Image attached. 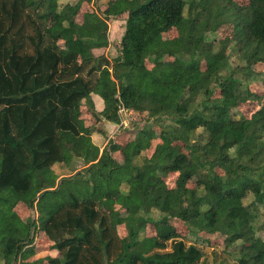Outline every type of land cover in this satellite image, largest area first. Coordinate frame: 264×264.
Listing matches in <instances>:
<instances>
[{"label": "trees", "instance_id": "obj_1", "mask_svg": "<svg viewBox=\"0 0 264 264\" xmlns=\"http://www.w3.org/2000/svg\"><path fill=\"white\" fill-rule=\"evenodd\" d=\"M83 1L0 0V264H207L214 233L264 264V0ZM119 104L145 125L101 149L81 115Z\"/></svg>", "mask_w": 264, "mask_h": 264}, {"label": "rangeland", "instance_id": "obj_2", "mask_svg": "<svg viewBox=\"0 0 264 264\" xmlns=\"http://www.w3.org/2000/svg\"><path fill=\"white\" fill-rule=\"evenodd\" d=\"M65 1L66 0H60V2H65ZM106 1L107 0H90L89 2L83 1L82 2V8H81L82 10H80V12L78 13L76 20L77 21L81 20L82 12L90 11V10L100 11L101 9L104 8ZM239 1L244 2L246 0H239ZM125 18H126V13L121 14V15L116 16V17H110L107 19L109 45L107 48L96 49L95 50L96 54L103 53L108 58H114L118 54V51H119L118 49L120 48V39H121L122 32L124 30ZM175 34H176V30L172 29V30L165 33V37H173ZM257 67L260 68V67H264V66L258 64ZM251 88L254 91H256L257 93H261V86L258 82L251 84ZM256 107H257V103L255 101H248L245 104L241 105V110H242V112L245 113V115H249L251 111L256 109ZM120 116H119L120 120L118 123L107 122L105 120L106 121L105 125H103V121L101 122L102 119L95 121L94 117L91 116V114L88 112H83L81 115V119H82V125L85 128L84 129L85 133L91 131V129H93V128L101 129V132L103 131V133H100L99 131H95V132H92V135H91L92 140L94 142H98V141H100V139L102 140V142L100 144V147L102 149V147L104 145H106V143H108L110 140H115V139L117 140L118 139V142L119 141L121 142V140L124 137H126L127 135L132 137V135H134V132L138 128L145 125V122H146V114L145 113H140L138 111L131 110V109L126 110L125 112L121 113ZM147 122L150 123L151 121L149 120ZM102 127L104 128V130L102 129ZM157 142H158V139H152L151 147L149 148V150H146L145 152L147 154H150L153 146ZM80 164L81 163L79 161H77V162H75L74 166L79 168L81 166ZM55 170H58V168L56 167ZM169 179H170V181L173 182L174 175H171ZM170 181H169V183H170ZM22 208H23L22 205L16 206V210H19L21 214H23L22 213L23 211L21 210ZM32 214H33V212H32ZM125 214L126 213L124 211L121 212L122 217L120 220V224L118 225V233H119V235H122V236L126 233L125 227H124ZM176 228H177L178 232L181 233L182 236H184L186 234V228L184 227V225L178 224ZM145 233H146V235L154 234V229H153L152 225H150V224L147 225V227L145 229ZM259 234L262 235V237H264V229L260 230ZM201 236H202V238H207L209 240V244H210V245H208V243L207 244L204 243V247H203L205 250V254H206L207 264H211V262H215L217 264L218 260L220 258H225V260L227 261V264H234L235 259L231 256H227V254L224 253V251H230V249H224L225 243H224V236L223 235H221L220 233H214L211 235L210 234H202ZM191 239L193 240V238L189 237V240H191ZM41 244H42V246H44L46 244V242L43 240ZM213 250L216 251V255H213L211 253ZM44 253H45L44 250L40 249L33 256V258L34 259L39 258ZM56 253L57 252L54 251L53 254H56Z\"/></svg>", "mask_w": 264, "mask_h": 264}, {"label": "crops", "instance_id": "obj_3", "mask_svg": "<svg viewBox=\"0 0 264 264\" xmlns=\"http://www.w3.org/2000/svg\"><path fill=\"white\" fill-rule=\"evenodd\" d=\"M108 47V46H107ZM106 47V48H107ZM93 99H94V104H95V107L98 109V110H100L101 108H102V104H101V102H100V99L98 98V96L97 95H93ZM101 122L103 121V125H105V119L103 118V117H101ZM108 122V121H107ZM104 127V126H103ZM102 127V129L104 130V128ZM101 148V147H100ZM54 249L53 250H49V251H44L45 253L41 256V257H44V256H46V255H51V256H55L56 254H53L54 253ZM49 253V254H48Z\"/></svg>", "mask_w": 264, "mask_h": 264}, {"label": "built area", "instance_id": "obj_4", "mask_svg": "<svg viewBox=\"0 0 264 264\" xmlns=\"http://www.w3.org/2000/svg\"><path fill=\"white\" fill-rule=\"evenodd\" d=\"M126 110H130V109H127V108H125L122 104H119L118 105V108H117V113H118V115L120 116V114L121 113H123V112H125ZM128 112V111H127ZM126 112V113H127ZM121 117V116H120Z\"/></svg>", "mask_w": 264, "mask_h": 264}]
</instances>
